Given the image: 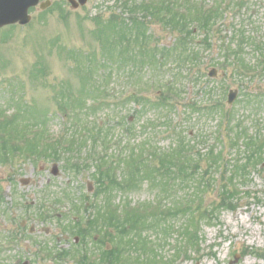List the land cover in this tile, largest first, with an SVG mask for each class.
Returning <instances> with one entry per match:
<instances>
[{
	"label": "rangeland",
	"instance_id": "374dc122",
	"mask_svg": "<svg viewBox=\"0 0 264 264\" xmlns=\"http://www.w3.org/2000/svg\"><path fill=\"white\" fill-rule=\"evenodd\" d=\"M50 1L0 30V264H264V0Z\"/></svg>",
	"mask_w": 264,
	"mask_h": 264
},
{
	"label": "trees",
	"instance_id": "16d2710c",
	"mask_svg": "<svg viewBox=\"0 0 264 264\" xmlns=\"http://www.w3.org/2000/svg\"><path fill=\"white\" fill-rule=\"evenodd\" d=\"M116 2H119L120 3V6H122V2L123 1H121V0H116ZM105 3V0H103V4ZM108 3V2H107ZM108 5V4H107ZM109 7V6H108ZM113 8H115V9H117V7H116V3L114 4V6H112ZM101 13V12H100ZM105 14H107V13H105ZM103 17V16H102ZM254 39V38H253ZM230 49V48H229ZM240 51V50H239ZM260 52H258V54H262V55H264V51L263 50H259ZM241 52V51H240ZM242 54H244V52H241ZM241 55H240V53H238V52H234L233 53V55H227V56H225V59H226V61H228V62H230V59L231 58H234V60H239L238 59V57H240ZM241 61V60H240ZM248 66V65H247ZM252 66H249V67H246V65H244V66H242L241 68H242V71L243 72H245L246 70H248V68H251ZM262 67H264V65L262 64L261 65V68ZM20 117H19V115H17V116H12L11 118H8V119H6V118H4L3 120H0V142L2 143V147H3V145H4V141L6 140V137L7 136H9V134H13V133H11L10 131H9V128L10 127H12V126H14V123L19 119ZM7 123H12L13 125L12 126H9V125H3V124H7ZM46 133V132H45ZM17 135H20V132H18L17 133ZM37 137H39L40 139H42L43 138V135H42V133L40 132L38 135H37ZM248 138V141H249V139H251V136L250 137H247ZM255 139V142L258 140V139H261V138H254ZM82 140H84V138H77L76 139V137H75V139H73V140H71V141H63L62 142V145H53L52 143H51V141H48V142H45V143H43V145L42 146H39V143L38 142H36V143H34V144H32V145H29L28 147H24V148H26V149H29L30 148V150H33V149H36V147H35V145L37 144V146L39 147V148H41L42 147V151L41 152H43L44 153V156H45V158H47V157H54L55 155H56V153H58L59 152V157H63V156H65L66 154H67V151L69 152V150L72 148L70 145L71 144H74V146L75 147H78V144H80L81 143V141ZM251 141V140H250ZM260 146V145H259ZM3 148H5V147H3ZM25 152V151H24ZM29 153H32V152H30V151H28ZM177 153L178 152H171V155L170 154H162V153H160L159 151H158V149L156 148V149H154V154H152V156H151V158H150V161L148 160V159H145V158H143V157H140L141 159H144V160H146L147 161V164H146V167H147V169L148 168H151V170L153 171V173H154V176L155 177H157V176H160L161 174H160V172L161 171H163L164 170V172H168V171H172L173 169H176V166H177V163H178V160L180 159V157H179V159L177 160V159H175V158H177V157H173V156H177ZM25 154V153H24ZM72 154H74L73 152H72ZM57 156V155H56ZM180 156L183 158V159H188V156H187V154L186 153H182V154H180ZM54 159H56V157L54 158ZM170 160H174L173 161V164H172V162L170 161ZM74 161H75V159H74ZM177 161V162H176ZM176 162V163H175ZM233 188H234V190H237V186H233ZM235 192H237V191H235ZM123 212V214H124V216H123V218H122V221L123 220H126V222H125V224L126 223H128L129 222V218L131 219L132 218V216H133V214H134V212L135 211H121L120 212V216L122 217V213ZM166 213L167 212H169V211H165ZM121 219V218H120ZM78 230H82L79 226H78ZM149 250H152V249H149ZM108 254H110L109 255V259L111 260V257H112V252H111V250H109V251H107V255ZM82 259H79V260H83L84 261V259H86V257H81ZM84 258V259H83ZM109 259H108V261H104V262H102V264H104L105 262V264H109ZM123 262V261H122ZM82 263V261L80 262V264ZM84 263V262H83ZM142 262H140V264H141ZM154 264H161L160 263V260H157V259H155L154 258Z\"/></svg>",
	"mask_w": 264,
	"mask_h": 264
},
{
	"label": "water",
	"instance_id": "95a60500",
	"mask_svg": "<svg viewBox=\"0 0 264 264\" xmlns=\"http://www.w3.org/2000/svg\"><path fill=\"white\" fill-rule=\"evenodd\" d=\"M41 0H0V29L19 23L20 25H27L31 21L29 10L40 5L42 11L51 7L50 0L41 2ZM74 10L85 6L88 0H68ZM216 75V71L212 70L211 77ZM237 93L231 92L229 95V104H232L236 98ZM56 174V171H55Z\"/></svg>",
	"mask_w": 264,
	"mask_h": 264
},
{
	"label": "flooded vegetation",
	"instance_id": "af4514ba",
	"mask_svg": "<svg viewBox=\"0 0 264 264\" xmlns=\"http://www.w3.org/2000/svg\"><path fill=\"white\" fill-rule=\"evenodd\" d=\"M16 237H18V236H16ZM15 239V237L13 236L12 237V242H13V240ZM16 241V240H15ZM18 251V247H16V252Z\"/></svg>",
	"mask_w": 264,
	"mask_h": 264
}]
</instances>
